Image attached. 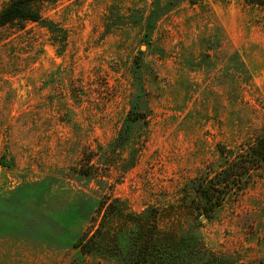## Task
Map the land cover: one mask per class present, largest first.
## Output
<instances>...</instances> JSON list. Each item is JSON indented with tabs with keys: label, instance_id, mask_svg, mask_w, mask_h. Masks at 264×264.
Segmentation results:
<instances>
[{
	"label": "rangeland",
	"instance_id": "rangeland-1",
	"mask_svg": "<svg viewBox=\"0 0 264 264\" xmlns=\"http://www.w3.org/2000/svg\"><path fill=\"white\" fill-rule=\"evenodd\" d=\"M160 3L147 27L130 16H149L152 0H62L42 6L44 23L0 29V264H116L72 246L89 226L79 197L189 213L193 185L224 169L220 153L264 134V8ZM140 84L147 117L114 149L145 114L130 115ZM198 221L186 224L216 256L263 261L264 164Z\"/></svg>",
	"mask_w": 264,
	"mask_h": 264
},
{
	"label": "trees",
	"instance_id": "trees-1",
	"mask_svg": "<svg viewBox=\"0 0 264 264\" xmlns=\"http://www.w3.org/2000/svg\"><path fill=\"white\" fill-rule=\"evenodd\" d=\"M58 1L62 0H9L0 8V29L11 25L22 27L26 23H44L42 6ZM247 2L264 8V0ZM152 5L154 9L146 18L142 13L130 16L132 23L140 25L146 22L147 27L156 15L166 11L164 6L161 7L160 0H152ZM49 25L52 24L49 22ZM134 75L135 80L140 82L139 73L136 71ZM145 97V90L140 84L134 95L135 101L133 104V100L131 102L133 110L130 115L135 110H142L145 114H132L133 117L125 121L116 134L114 149L116 145L124 146L130 136L131 123L147 117L149 110L145 106ZM139 101L143 102V107L139 106ZM220 154L224 169L212 178L193 185L191 203L196 207L189 213L174 209L165 218L159 207H148L139 213H126L116 199L108 202L107 198H97L94 202L90 196L79 197L77 207H88L89 215L84 220L89 221V226L86 231L76 234L72 246L82 255L112 260L116 264H245L216 256L204 246L196 226L186 224L188 220H213L216 210L228 197H237L247 188L251 175L264 164V134ZM93 159V156L88 157L87 163L90 164ZM90 167L93 169V166ZM85 176L89 180L93 177L89 173ZM96 183L101 184L102 181ZM94 213L100 214L99 221L92 220ZM252 264H264V260Z\"/></svg>",
	"mask_w": 264,
	"mask_h": 264
}]
</instances>
